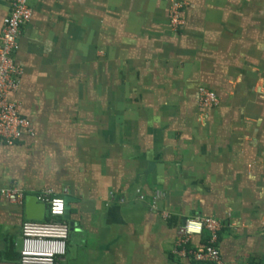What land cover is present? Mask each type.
<instances>
[{"label":"crops","instance_id":"crops-1","mask_svg":"<svg viewBox=\"0 0 264 264\" xmlns=\"http://www.w3.org/2000/svg\"><path fill=\"white\" fill-rule=\"evenodd\" d=\"M181 1L175 29L167 0H28L11 99L29 127L0 138V190L22 202L0 197V264H20L26 198L45 195L69 199L57 264H200L176 249L202 217L223 223L221 264H264V0Z\"/></svg>","mask_w":264,"mask_h":264},{"label":"built area","instance_id":"built-area-1","mask_svg":"<svg viewBox=\"0 0 264 264\" xmlns=\"http://www.w3.org/2000/svg\"><path fill=\"white\" fill-rule=\"evenodd\" d=\"M167 1L170 3L169 19L172 27L176 29L183 25L184 3L181 0ZM31 17L32 10L28 0H11L10 13L4 21L0 44V138L7 144L19 142L23 132L29 127L27 120L21 115L20 105L11 99V95L18 91L22 75V69L16 63L21 29ZM217 104V95L203 88L201 105L209 108ZM154 196L159 202L163 200L164 192L157 190ZM0 197L19 202L22 194L13 189H2ZM140 199L144 200L145 195L140 193ZM39 200L47 204V211L52 220H27L23 223L20 264H57L66 255L70 235V223L65 220L66 200L63 197L50 195L40 197ZM152 209L157 210L156 204L152 205ZM222 229L223 223L216 218L202 217L187 220L182 228L176 253L200 264H221L222 253L217 243ZM206 231L211 233V241L200 248H190L193 237Z\"/></svg>","mask_w":264,"mask_h":264},{"label":"water","instance_id":"water-1","mask_svg":"<svg viewBox=\"0 0 264 264\" xmlns=\"http://www.w3.org/2000/svg\"><path fill=\"white\" fill-rule=\"evenodd\" d=\"M69 199H66L67 203V215L66 218L69 219L70 207L68 205ZM26 213L28 220L36 221H47L48 211L47 204L39 200L37 196H30L26 198ZM73 229V223L70 225V230Z\"/></svg>","mask_w":264,"mask_h":264},{"label":"trees","instance_id":"trees-1","mask_svg":"<svg viewBox=\"0 0 264 264\" xmlns=\"http://www.w3.org/2000/svg\"><path fill=\"white\" fill-rule=\"evenodd\" d=\"M50 219L52 220V218L50 217ZM64 220V219H63Z\"/></svg>","mask_w":264,"mask_h":264}]
</instances>
